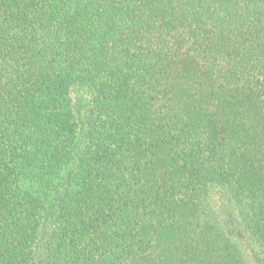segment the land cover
I'll return each mask as SVG.
<instances>
[{
  "label": "trees",
  "instance_id": "1",
  "mask_svg": "<svg viewBox=\"0 0 264 264\" xmlns=\"http://www.w3.org/2000/svg\"><path fill=\"white\" fill-rule=\"evenodd\" d=\"M0 264H264V0H0Z\"/></svg>",
  "mask_w": 264,
  "mask_h": 264
},
{
  "label": "rangeland",
  "instance_id": "2",
  "mask_svg": "<svg viewBox=\"0 0 264 264\" xmlns=\"http://www.w3.org/2000/svg\"><path fill=\"white\" fill-rule=\"evenodd\" d=\"M90 99H91L90 94L88 92H86L85 90H79L74 95V100H75L76 106L80 109V113H81L82 117H85V115H86L87 109L89 107ZM72 171H73V169L71 170L70 167L69 168L66 167L60 173L58 179L55 178V179L51 180V182L48 185H46L47 182H45V181H43L42 183L27 181L26 187L36 191L37 193H41V194H43V192L45 191L46 194L52 196V193L49 192L48 190H50V191L56 190L57 184L58 183L62 184L64 182V179L68 175H70L72 173ZM212 201H213V205L215 206V208L220 212V214L223 217H225L226 220H228V216L230 214H232L231 217H233V219H235L234 221H236V219L238 220V212H237L236 207L234 205H232L228 200H226L224 194L220 191V189H213ZM52 203H54V202H52ZM51 214L52 213H49L43 219L42 227H41L43 238L50 231ZM252 249H253V247L250 246V247L246 248V251L250 253L252 251Z\"/></svg>",
  "mask_w": 264,
  "mask_h": 264
}]
</instances>
